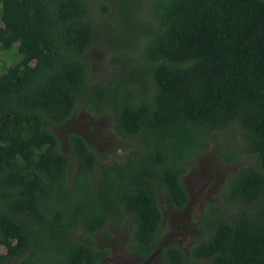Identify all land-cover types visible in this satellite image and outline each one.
I'll return each mask as SVG.
<instances>
[{
	"label": "trees",
	"instance_id": "1",
	"mask_svg": "<svg viewBox=\"0 0 264 264\" xmlns=\"http://www.w3.org/2000/svg\"><path fill=\"white\" fill-rule=\"evenodd\" d=\"M0 53V264H106L108 224L133 264H264V0H0ZM78 109L111 115L121 156L64 150ZM208 146L241 163L183 249L157 195L185 209Z\"/></svg>",
	"mask_w": 264,
	"mask_h": 264
},
{
	"label": "rangeland",
	"instance_id": "2",
	"mask_svg": "<svg viewBox=\"0 0 264 264\" xmlns=\"http://www.w3.org/2000/svg\"><path fill=\"white\" fill-rule=\"evenodd\" d=\"M3 54L0 53V56ZM10 63V56L4 55ZM101 55L96 56V64L93 72L100 71ZM104 57L103 60H105ZM57 128V134L64 145V150L69 151L67 135L70 131H76L86 137L101 159L111 156H121L128 144L114 131L113 119L110 114H93L85 109L76 110L65 123ZM211 145V144H210ZM219 150L208 146L207 149L198 153L191 159L186 170L182 174V181L190 195V200L185 209L174 208L164 191L157 195L158 201L162 204V230L164 239H178V244L186 249L195 240L196 232L193 230V223L202 218L204 207L211 202L222 199L219 195L221 186L227 182L229 173L238 167L239 161L234 163L225 162L217 153ZM193 224V225H192ZM126 226V225H124ZM111 233H95L94 239L98 244H103L109 249L104 259L106 264H133L138 258L127 249L129 237L128 229L114 224L105 227ZM104 228V229H105ZM108 230V231H109ZM193 238V239H192ZM147 264H162L157 256L148 261Z\"/></svg>",
	"mask_w": 264,
	"mask_h": 264
},
{
	"label": "water",
	"instance_id": "3",
	"mask_svg": "<svg viewBox=\"0 0 264 264\" xmlns=\"http://www.w3.org/2000/svg\"><path fill=\"white\" fill-rule=\"evenodd\" d=\"M156 253H157V251H154L151 255L156 254Z\"/></svg>",
	"mask_w": 264,
	"mask_h": 264
}]
</instances>
